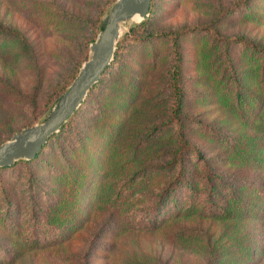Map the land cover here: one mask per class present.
<instances>
[{"label":"rangeland","instance_id":"rangeland-1","mask_svg":"<svg viewBox=\"0 0 264 264\" xmlns=\"http://www.w3.org/2000/svg\"><path fill=\"white\" fill-rule=\"evenodd\" d=\"M235 1L238 0H155L148 31H173L207 22L214 18L218 10L229 7ZM103 2L0 0V24L19 30L30 46L28 53L12 44L0 49V143L27 124L32 125L43 119L48 109L46 112L41 110L51 89L69 75L76 64L82 63L83 42L91 36L90 24L98 16L101 20L110 7L102 12ZM137 23H125L120 37ZM216 29L222 36L240 35L264 47V0H250L221 19ZM201 40L206 38L200 34L180 38L184 59L183 109L188 117L185 120L186 136L205 155L212 156L211 167L220 174L222 182L233 180L232 183H236L240 181L238 177L255 175L254 182L264 186V179L259 180L260 177L264 178L261 169L228 165L224 160L228 149L223 143L230 144L234 138L249 130L244 129L234 116L216 102L211 79L202 72L197 57L198 42ZM166 43L160 38H150L127 48L120 65L110 71L89 98H84L73 125L66 129V135L70 140L80 136L92 141V158L104 159L107 151L105 136L110 131H116L115 125L120 119H123L121 124L126 131H138L140 127L144 128L153 120L162 118L163 104H158L153 110L144 106L149 101L146 95L154 96L156 93L162 81L160 71L169 63L165 53ZM228 53L241 79L240 76L247 69L244 48L230 45ZM242 85L256 90V85L248 76L242 79ZM119 87L121 91L117 90ZM125 89H129L126 97L129 103L114 107L115 102L122 99L121 95L114 100L107 99L112 98L116 91L119 93ZM134 108L137 112L132 114ZM195 121L219 136L209 137L205 131L197 128ZM83 132L90 134L86 137ZM50 146L53 147V144ZM73 149L70 171L86 168L84 179L91 187L95 169L93 162L91 164L89 161L83 146H73ZM50 153L49 150L37 167L36 189L49 180L46 166L50 162L46 161H51ZM20 160L24 159L17 161ZM26 171L32 169L24 168L22 164L0 171V180L10 184L13 207L34 197V194H29L32 181L26 180ZM259 199L264 209V190ZM68 207L62 210L61 216L63 220L68 216L66 219L73 221L69 233L33 249L22 248L23 242L1 223L0 208V264H264V220L260 216L258 219L243 216L237 223L197 215L170 216L153 230L125 229L121 232L114 216L104 221L105 214L101 215L94 204H88L87 199L82 202L79 213L73 214V205ZM181 227H195L202 232L181 236L176 232ZM60 231L59 234L65 233ZM50 236L52 234H40L42 241ZM237 242H240L239 246Z\"/></svg>","mask_w":264,"mask_h":264},{"label":"trees","instance_id":"trees-1","mask_svg":"<svg viewBox=\"0 0 264 264\" xmlns=\"http://www.w3.org/2000/svg\"><path fill=\"white\" fill-rule=\"evenodd\" d=\"M249 1H235L229 7L218 10L214 18L204 23H194L173 31L150 32L148 31L150 15L155 4V0H150L149 16L131 25L128 31L123 33L116 44L113 61L87 92L85 99L104 82L114 67L120 65L127 48L150 38H160L167 42L165 53L169 63L160 71L162 81L154 96L146 95L149 101L144 107L153 110L158 104H163L162 118L153 120L144 128L140 127L138 131L134 129L126 131L121 124L123 119H120L115 125L116 131H110L105 136L107 151L104 159L98 157L94 159L90 155L92 141L82 139L80 136L70 140L66 135V129L73 125L82 105L56 133L48 137L32 159L15 161L9 166L0 167V171L11 170L17 164H22L24 168L32 169L26 171V180L32 181V190L29 194H34V197L29 201L26 199L20 202L18 207H13L10 200V184L0 180L1 223L23 242L22 248H38L56 241L58 236L62 238L68 234L73 221L67 220L68 216L64 217V221L61 216L62 210L73 205V214L79 213L82 202L86 199L88 204H94V208L101 215L105 214L104 221L114 216L121 232L125 229L153 230L160 227L170 216L180 215L213 217L234 223L243 216H252L254 219L260 216L264 220V209L259 202V196L261 194L263 196L264 186L254 182L255 175L236 177L240 180L236 183H232L233 180L222 182L220 174L211 167L212 156L205 155L186 136L185 120L188 117L183 109L184 59L180 38L204 35L206 40L198 42L197 57L202 72L206 78L211 79L215 100L234 116L244 129L249 130L234 138L230 144L223 143L228 149L224 160L228 165H241L264 172V47L257 46L240 35L222 36L216 29V24L221 19L237 8L245 6ZM113 2L114 0H104L101 11L104 12ZM90 27L91 36L83 42L81 62L87 59L88 44L101 29L99 16ZM8 44L20 47L27 53L30 51L25 36L19 30L0 24V49ZM230 45L244 48L247 69L243 76H240L241 79L232 66L228 53ZM79 66L80 64H76L72 72L51 89L41 112H46L66 89ZM246 76L252 79L256 90L243 87L242 79ZM117 90L122 89L119 87ZM128 90L119 93L116 91L112 98L107 100H114L121 95L122 99L116 101L114 107L125 106V102L129 103L126 99ZM131 112L133 114L137 109L134 108ZM195 124L209 137L219 136L199 121H195ZM83 134L87 137L90 133ZM57 141L59 142L56 144ZM223 141L225 142L224 139ZM73 146H83L89 161L91 164L93 162L95 169L91 187L87 186L84 179L87 174L86 168L77 169V172L76 169L70 171L69 163L75 151ZM49 150L51 161H46L50 162L46 166L49 180L47 184L36 189V170L40 160H43ZM263 179L260 177L259 180ZM44 195L47 197L43 198ZM40 205L46 206L42 208ZM59 229L65 233L59 234ZM176 232L181 236H188L202 231L195 227H181ZM42 233L52 236L42 241L40 237ZM239 244L240 242L236 243L238 246Z\"/></svg>","mask_w":264,"mask_h":264},{"label":"water","instance_id":"water-1","mask_svg":"<svg viewBox=\"0 0 264 264\" xmlns=\"http://www.w3.org/2000/svg\"><path fill=\"white\" fill-rule=\"evenodd\" d=\"M150 0H114L101 19V29L88 44V56L43 119L25 126L0 143V167L32 159L46 140L78 109L87 92L113 59L116 43L127 22L137 23L148 13ZM136 17V20H132Z\"/></svg>","mask_w":264,"mask_h":264},{"label":"bare ground","instance_id":"bare-ground-1","mask_svg":"<svg viewBox=\"0 0 264 264\" xmlns=\"http://www.w3.org/2000/svg\"><path fill=\"white\" fill-rule=\"evenodd\" d=\"M132 20H136V17H134Z\"/></svg>","mask_w":264,"mask_h":264}]
</instances>
